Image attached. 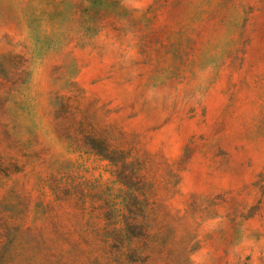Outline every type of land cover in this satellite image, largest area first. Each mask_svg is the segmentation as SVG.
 <instances>
[{"label": "rangeland", "instance_id": "rangeland-1", "mask_svg": "<svg viewBox=\"0 0 264 264\" xmlns=\"http://www.w3.org/2000/svg\"><path fill=\"white\" fill-rule=\"evenodd\" d=\"M0 264H264V0H0Z\"/></svg>", "mask_w": 264, "mask_h": 264}]
</instances>
